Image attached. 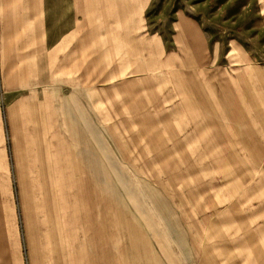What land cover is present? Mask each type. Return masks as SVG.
Wrapping results in <instances>:
<instances>
[{"label": "crops", "instance_id": "1", "mask_svg": "<svg viewBox=\"0 0 264 264\" xmlns=\"http://www.w3.org/2000/svg\"><path fill=\"white\" fill-rule=\"evenodd\" d=\"M138 1L0 0V264H264V229L246 237L214 208L213 183L198 204L192 177L172 187L225 162L212 149L231 140L229 126L197 123L193 71L188 90L166 91L178 50L208 64L219 49L222 76L236 56L221 99L236 84L234 100L254 101L232 114L264 148V0L222 2L205 21L175 11L167 39ZM150 162L189 166L170 183L139 169Z\"/></svg>", "mask_w": 264, "mask_h": 264}, {"label": "rangeland", "instance_id": "2", "mask_svg": "<svg viewBox=\"0 0 264 264\" xmlns=\"http://www.w3.org/2000/svg\"><path fill=\"white\" fill-rule=\"evenodd\" d=\"M137 1V0H136ZM241 0H147L146 5L141 10L142 17L149 23L153 28H161L167 37L171 36L173 33L170 25L174 21V12L184 10L187 14L196 16L198 20L205 21L206 12L209 9L213 13L220 10L221 3H229V7L234 11L237 8L238 2ZM250 0H245V4L249 5L248 8L252 7V2ZM143 2V1H142ZM241 1L240 3H242ZM138 3H141L139 0ZM148 4V5H147ZM136 5V3H135ZM136 12V9H134ZM214 17V16H213ZM259 41L261 44L260 54H264V31H259ZM170 46V45H169ZM171 47V46H170ZM252 48V45L250 44ZM172 51V50H167ZM175 57H173L169 62L170 70L166 71V76L170 84V88L166 91H184L188 90V87L183 85V77L189 74L188 71L194 72V78L196 79L197 86L194 89V93H201L205 97L204 105H200L198 101H192L197 108V123L204 124L207 120H210L211 124H223V126H229L230 135V147L228 148H215L214 156L216 151L225 155V162L220 163L219 158L214 157L213 165L206 164L201 165L198 163L196 165L195 173L197 176L189 175H179L175 179L174 187L175 189L182 186L184 179H187V183L190 182L192 177L193 188H196L195 201L196 203H204L203 201L205 195H209L210 185L213 183V203L214 208L221 205L224 202V207H227V214L230 215L229 220H234L235 223L238 222L239 228H243L246 237L248 233L255 230L256 227L264 229V148L252 147L253 140L250 141L252 133L245 132L243 130H238L239 127L236 124L235 119L237 118L232 113L240 104L241 107L244 105L245 109L252 108L254 103L253 100H234L231 93L237 91V85H229V100H222V85L221 80L226 77L229 82L236 79L237 68L232 66L233 60L236 58L230 57L229 63V74L228 76H222L221 69V52L218 50H213L211 53L212 60L205 63V60H200L204 53H192L190 50L184 47V50H178ZM231 54V53H230ZM236 55V52H232ZM175 63L181 64L179 70L176 69ZM205 63V64H204ZM223 77V78H222ZM225 77V78H224ZM180 79V82H179ZM175 82V85L174 83ZM251 88L243 87L241 91L243 95L246 96L245 91H250ZM197 106V107H196ZM229 111L226 112V108ZM225 108V111H222ZM262 118V117H261ZM264 124V122H261ZM261 138L254 141V143L264 144V132H261ZM204 133L198 132V135H203ZM245 135V147L237 148L236 144L242 142L241 138L244 139ZM206 139V138H204ZM241 139V140H240ZM250 145L248 147V145ZM223 152V153H222ZM151 160V157L149 158ZM219 162V163H218ZM139 169L142 171H147L149 175L156 176L159 174L161 177L165 175V179L169 178L168 181L171 183L172 175L177 173L179 168H187L189 165H174L166 163H149L147 165H139ZM177 168V169H176ZM180 170V169H179ZM210 173H212V180ZM191 182V185H192ZM180 183V184H179ZM207 190V191H206ZM193 198V195L190 196ZM185 198V196H183ZM188 198V197H186ZM243 202V203H242ZM235 205V206H233ZM261 207L262 212L255 211ZM260 210V209H259ZM255 212V213H254ZM220 215L216 210H214V220L216 215ZM233 222V229L236 230V225ZM253 224V227L252 226ZM257 223V224H256Z\"/></svg>", "mask_w": 264, "mask_h": 264}]
</instances>
